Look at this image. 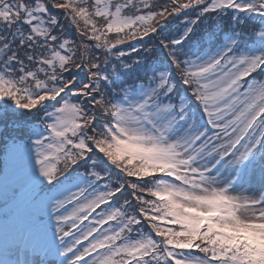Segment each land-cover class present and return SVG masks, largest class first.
I'll return each mask as SVG.
<instances>
[{
    "label": "snow or ice",
    "instance_id": "6c2138e0",
    "mask_svg": "<svg viewBox=\"0 0 264 264\" xmlns=\"http://www.w3.org/2000/svg\"><path fill=\"white\" fill-rule=\"evenodd\" d=\"M0 264H264V0H0Z\"/></svg>",
    "mask_w": 264,
    "mask_h": 264
},
{
    "label": "trees",
    "instance_id": "16d2710c",
    "mask_svg": "<svg viewBox=\"0 0 264 264\" xmlns=\"http://www.w3.org/2000/svg\"><path fill=\"white\" fill-rule=\"evenodd\" d=\"M189 18H192V17H189ZM179 26H181V25L178 23L175 27H179Z\"/></svg>",
    "mask_w": 264,
    "mask_h": 264
}]
</instances>
